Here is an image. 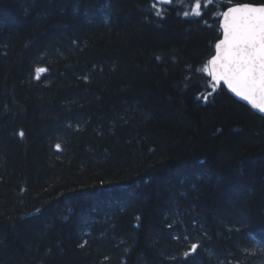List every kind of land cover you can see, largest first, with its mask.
Segmentation results:
<instances>
[{
  "label": "trees",
  "instance_id": "16d2710c",
  "mask_svg": "<svg viewBox=\"0 0 264 264\" xmlns=\"http://www.w3.org/2000/svg\"><path fill=\"white\" fill-rule=\"evenodd\" d=\"M156 2L0 0V264H264V117L199 71L264 0Z\"/></svg>",
  "mask_w": 264,
  "mask_h": 264
},
{
  "label": "snow or ice",
  "instance_id": "6c2138e0",
  "mask_svg": "<svg viewBox=\"0 0 264 264\" xmlns=\"http://www.w3.org/2000/svg\"><path fill=\"white\" fill-rule=\"evenodd\" d=\"M176 2L183 5V0ZM158 3L171 4L173 0H157L152 7L157 8ZM210 4L214 0H204L205 8ZM156 14L159 16L161 12L158 10ZM183 14L190 15L188 11ZM191 14L202 15V0H195ZM220 15L222 38L215 44V55L199 71L211 78L209 86L213 91L222 82L235 96L264 113V5L236 4ZM35 71L39 79L46 69L38 67ZM203 98L207 100V95ZM197 248V244H192L191 252ZM188 255L186 252L185 256Z\"/></svg>",
  "mask_w": 264,
  "mask_h": 264
},
{
  "label": "water",
  "instance_id": "95a60500",
  "mask_svg": "<svg viewBox=\"0 0 264 264\" xmlns=\"http://www.w3.org/2000/svg\"><path fill=\"white\" fill-rule=\"evenodd\" d=\"M245 4V3H244ZM234 5H236V4H232L231 6H234ZM252 5H254V4H252ZM254 6H260V5H254ZM230 7V6H229ZM221 20H222V16H221ZM221 22V21H220ZM221 30V29H220ZM221 32H222V30H221ZM221 38H222V36H221ZM214 55H215V53H214ZM211 59V58H210ZM211 79V78H210ZM221 86H224V88L226 89V91L232 96V97H234L237 101H239L240 103H242V104H244V105H246L247 107H249L252 111H254L255 113H257L258 115H260V116H262V117H264V113H260L258 110H256V109H253L252 107H251V105H249L246 101H244V100H241L239 97H237V96H235L231 91H229V89L221 82V84L219 85V86H217L216 88H220Z\"/></svg>",
  "mask_w": 264,
  "mask_h": 264
},
{
  "label": "rangeland",
  "instance_id": "374dc122",
  "mask_svg": "<svg viewBox=\"0 0 264 264\" xmlns=\"http://www.w3.org/2000/svg\"><path fill=\"white\" fill-rule=\"evenodd\" d=\"M160 4V3H159ZM163 4V3H162Z\"/></svg>",
  "mask_w": 264,
  "mask_h": 264
}]
</instances>
